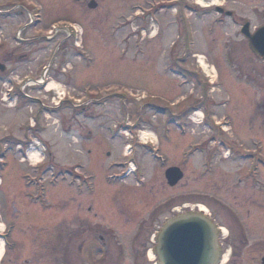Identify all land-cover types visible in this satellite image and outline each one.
I'll use <instances>...</instances> for the list:
<instances>
[{"label": "rangeland", "instance_id": "1", "mask_svg": "<svg viewBox=\"0 0 264 264\" xmlns=\"http://www.w3.org/2000/svg\"><path fill=\"white\" fill-rule=\"evenodd\" d=\"M200 1V5L222 6L237 14L235 24L224 15L215 17V14L195 21L197 46L193 52L196 59H188L186 67L200 72L201 87H193L190 83L183 86L182 72L176 66H166L165 49L175 40L178 25L174 24L173 17L175 13L181 14L180 9L173 7L159 12L150 9L149 0H104L105 11L101 16L89 12L78 17L77 20L83 21L89 16L85 20L87 30L84 29L80 42L89 49L88 57L83 61L90 65L82 68L83 63L73 59L74 69L80 68L74 71L71 84L58 77L49 81L50 91L34 90L31 98L20 94L17 82L11 83L15 90L5 97L4 92L11 86L8 81L5 85L0 84V139L7 128L19 134L24 127L26 152L30 158L15 168L16 173L11 168L8 175L3 173L9 162L0 166L1 184L3 181L0 185V233L9 226L4 242L11 264H20L27 258L48 261L42 250L46 241L54 235L65 234L67 223L71 224L74 218L68 216L66 192L72 187L69 182L76 171L92 177L140 171L149 181L147 186H152L153 205L168 199L170 205L185 202L189 209H195L198 207L195 203L203 201L217 222L230 229H225L220 239L228 258L223 264H259L264 232L260 227H250L245 240L240 223L234 222L231 210L238 212L241 225L247 230V219L257 218L264 209L255 194L250 193L246 199L242 188L231 187V182L237 178L234 168L230 169L222 157L217 159L214 172L209 166L199 178L201 164L204 165V158L210 151L208 146L198 149H192V146L208 142L214 123L220 122L225 129L229 126L234 129L228 131L231 135V131L243 135L244 138L239 137L242 143L243 140L247 144L250 139H261L264 154V130L257 129L263 125L264 117L257 115L256 110H245L246 82L230 65L222 46V42L231 37V28L238 30L250 20L257 23L261 3L260 0ZM59 3L55 1L56 5ZM135 4H138L136 10L133 9ZM133 12L138 13L136 19H133ZM200 12L203 14L204 11ZM189 18L192 20L193 17ZM116 26L120 28L117 37L113 32ZM134 30L139 37L136 50L129 47L131 41L124 44ZM239 42L234 40L232 49L241 53L243 43ZM176 47L179 49V45ZM2 54L3 51L0 60ZM241 57L238 55L239 69L258 77L260 70H253L256 66L244 63ZM198 62L204 65V73H201ZM80 63L82 65L77 66ZM8 66L13 71L11 75L20 79L19 75L24 73L21 64ZM39 82L32 81L30 87L37 88ZM185 82H191V78ZM57 105L56 110L60 112H53ZM194 109H197L195 114ZM166 119L170 122L167 123ZM32 120L37 122L33 129L30 128L34 126ZM144 134L147 142H157L156 138L150 137L157 136V151L158 146L144 147L140 143ZM221 153L225 155L229 151L224 148ZM184 154L188 159L182 168ZM38 162L42 163L33 165ZM171 166L181 167L185 172L184 179L174 187L168 186L165 178V171ZM34 168L41 176L44 197L48 200L40 208H33V204L22 207L18 203L20 211L10 201L22 197V188L28 186L27 179L34 175ZM77 180L74 185L81 183ZM96 182L97 186H104L100 179ZM124 183L125 186L132 184L129 181ZM244 191L249 193L251 189ZM21 202L25 203L22 199ZM14 208L18 210L17 215ZM21 213H25L22 216L24 223L20 220ZM58 250L62 247L59 246ZM3 259L4 255L0 264H7Z\"/></svg>", "mask_w": 264, "mask_h": 264}, {"label": "flooded vegetation", "instance_id": "2", "mask_svg": "<svg viewBox=\"0 0 264 264\" xmlns=\"http://www.w3.org/2000/svg\"><path fill=\"white\" fill-rule=\"evenodd\" d=\"M55 1L60 3L56 5ZM103 1L0 0V53L3 51L2 61L0 60V84L5 85L7 81L18 80L24 88L22 91L21 86L18 87L19 92L26 98L33 97L31 92L34 90L49 91L47 89L49 81L58 77L64 78L62 81L68 85L71 84L75 74L74 71L77 72L80 68L74 69L73 59H79L84 65L82 68L90 65L83 61L88 57L89 49L83 42H80L85 34L84 29L87 30L85 20L89 16L83 21L77 19L88 15L89 12H94L100 16L104 14ZM260 3L261 6L256 15L257 23L250 20L243 23L238 30L231 28V37L222 42V46L226 51L230 65L237 70V75L241 76L246 82L245 110H256L257 115L260 114L264 117V55L258 54L252 49L249 39L259 29L264 28V0H260ZM148 5L151 7L150 9H156L159 12L171 10L173 7L180 9L181 14L177 15L175 13L173 17L174 24L178 25L174 32L175 40L165 49L167 55L166 66H169V64L172 67L176 66L178 71L182 72L180 73L182 77H180L185 83L183 86L190 83L193 87L195 85L201 87L200 72L186 67L188 59L193 58L194 61L196 59V54L193 52V48L197 46L195 21L201 20L202 17H208L210 14H215V17L224 15L235 24L234 20L237 14L225 10L222 6L200 5V0H149ZM137 8L138 4L133 5L134 10ZM200 11H204L203 14ZM187 12H189V16ZM137 14V12H133V19H136ZM190 16L193 17L192 20L189 18ZM44 24H46L45 27ZM76 25L80 26V33L75 29ZM244 31H246V34ZM113 32L117 37L120 28L116 26ZM138 38V32L134 30L133 35L130 34L124 44L131 41L129 47H134L136 50L139 47ZM150 39L152 40L153 37ZM262 39L264 40V36H262ZM234 40L243 43L241 53H238L236 49H232ZM176 45H179V49L183 52L177 51L179 49H176ZM261 45H263V48L264 43ZM238 55L243 56L241 58L244 63L255 65L256 67L253 70L258 68L261 72L260 75L257 77L251 72H247L242 68L239 69L241 65L237 62L239 60ZM82 63L77 66L82 65ZM8 64L10 66L21 64L24 73L19 75L20 79L11 75L13 71H10ZM201 73L203 72L201 71ZM188 77L191 78V82L186 83ZM31 81H40L37 88L30 87V85H33L30 84ZM12 90L14 91L15 88L13 87ZM181 98L183 101L186 100L184 95ZM61 100L64 101L63 98ZM58 108L57 105L53 112H60V110H56ZM259 110L261 111L258 113ZM187 118L189 119V116ZM167 122H170L169 119H167ZM33 125L30 126L31 129L37 126V122L34 121ZM69 129L66 128V130ZM257 129L259 131L264 130V123ZM229 130L234 129L231 126L225 129L220 122H216L212 128L211 137L207 140L208 142L192 146V149L207 148L208 146L210 151L208 157L205 156L204 158V165L201 164L199 178L203 176L205 169L209 166L211 171L214 172V169L217 168V159L222 157L225 163L230 166V169L234 168L237 179L231 182V187L233 189L242 188L241 191L245 193L243 196L246 199L249 198L250 193L255 194L260 207L264 209L263 141L261 139H250L245 144V140H243V143L240 141V138H244L243 135L233 131H231L233 134L231 135L228 132ZM25 141L24 127L19 134L18 131H14L9 127L3 138L0 139V166L7 162L10 163L3 171L5 175H8L9 168L16 173L15 168L26 161ZM224 148L229 151V154L223 155L221 153ZM186 163L187 155L184 154L181 167L183 168ZM34 171V175L29 176L27 179L28 186L22 188V197L10 201L14 206L16 205L18 210L21 209L17 205L18 203L24 207L33 204V208H40L42 203H46L48 200L44 197L41 176H39L37 169L34 168ZM123 173H125V177L119 178V174ZM137 174L141 177L136 176ZM71 179L72 182L70 181L69 184L72 187L66 192V208L70 213L69 218L72 216L74 218H72L71 224L67 223L65 234L54 235L46 241L42 250H44V258L48 260L45 261L47 264H158L157 259L151 258V254L159 233L171 219L189 209V206H187L189 204L185 202L170 205L168 199L153 205L152 186H147L149 181L140 171H122L104 177H92L74 172ZM97 179L104 183L103 187L97 186ZM76 180L81 183L74 185ZM127 181L135 185L125 186L124 182ZM244 185H250L251 187ZM250 189L249 193L244 191ZM21 199L25 203H20ZM199 203H203L207 209V214L218 227L224 231L227 228L229 229L228 225L225 228L217 222L216 216L210 212L207 204L203 201ZM18 210L14 208L16 215ZM25 213H28V211ZM25 213L18 215L22 217ZM231 213L234 222L240 223L239 227H241L242 236L245 240L247 239L246 232L250 230V227L252 229H255L256 226L260 227L261 232H264V213L260 214L261 211L257 214L258 216L256 215L257 218L247 219V230L243 228L244 226L242 227L238 212L234 209L231 210ZM20 220H24L23 217ZM8 229L9 226H6L4 232ZM223 235L222 233L221 236ZM8 238L11 240V235ZM221 244L223 245V242ZM59 246L62 247L60 251L58 250ZM225 250V248H222L223 254ZM263 260L264 246H262L259 254V264H263ZM4 261L11 264L7 251L3 263ZM45 262L40 258L32 260L27 258L23 259L20 264H46Z\"/></svg>", "mask_w": 264, "mask_h": 264}, {"label": "water", "instance_id": "3", "mask_svg": "<svg viewBox=\"0 0 264 264\" xmlns=\"http://www.w3.org/2000/svg\"><path fill=\"white\" fill-rule=\"evenodd\" d=\"M262 36L264 28L249 39L255 52L264 55ZM182 177L183 172L178 167L166 170L170 186L177 185ZM157 242L154 252L161 264H218L221 259L218 229L200 212L189 211L170 220Z\"/></svg>", "mask_w": 264, "mask_h": 264}, {"label": "bare ground", "instance_id": "4", "mask_svg": "<svg viewBox=\"0 0 264 264\" xmlns=\"http://www.w3.org/2000/svg\"><path fill=\"white\" fill-rule=\"evenodd\" d=\"M200 2H201V1H200ZM200 64H201V66H202V68H203L204 65H203L202 63H200ZM50 88H51V85L48 84L47 89H48L49 91H50ZM150 137H154V138H156V139L158 140V138L156 137V135H153V136H150ZM141 140H142V141H145V140H146V135H145V134L142 135ZM201 208H202L203 210H206V208H205L204 206H201ZM3 252H4V244H3V241L0 240V260L2 259ZM151 258L154 259L153 254H151ZM227 259H228V258H227V255H224L223 258H222V263H225V262L227 261Z\"/></svg>", "mask_w": 264, "mask_h": 264}]
</instances>
